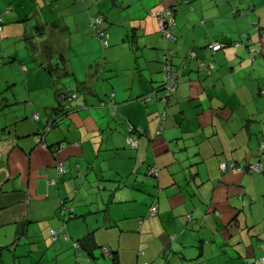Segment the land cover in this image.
<instances>
[{
    "label": "crops",
    "instance_id": "1",
    "mask_svg": "<svg viewBox=\"0 0 264 264\" xmlns=\"http://www.w3.org/2000/svg\"><path fill=\"white\" fill-rule=\"evenodd\" d=\"M0 16V264H264V173L219 168L254 161L264 134V0H0ZM166 49L179 73L164 106ZM64 86L79 90L67 113ZM111 94L116 111L99 103Z\"/></svg>",
    "mask_w": 264,
    "mask_h": 264
},
{
    "label": "built area",
    "instance_id": "2",
    "mask_svg": "<svg viewBox=\"0 0 264 264\" xmlns=\"http://www.w3.org/2000/svg\"><path fill=\"white\" fill-rule=\"evenodd\" d=\"M154 16L157 18L158 21V29L159 32L162 36L163 39L168 40V41H174L175 40V36L173 34V27H174V14L173 11L169 8V7H162L160 10H156L154 13ZM103 21V16L102 15H97L95 17H92L91 20V25L93 27V29L95 30L97 36L100 39V42L103 46H107L108 45V34L102 29L98 27V24L100 22ZM2 18L0 16V30L2 29ZM237 45V43H236ZM209 47H211L213 50H218L222 47V44L219 42H211L209 44ZM170 56H171V50L166 49L165 53L163 55V67H162V73H163V85H162V94H161V101L162 102H166L167 98L174 93L175 89H176V85H177V80H178V69L172 64L171 60H170ZM189 57H193L194 53L193 52H189L188 53ZM203 65V63H201ZM113 94H111L112 97ZM75 96H77L76 92L73 91H68L66 94H63L60 96V100L61 103L63 104V106L65 108H70L71 107V101L73 99H75ZM101 105H105L107 104L108 107H112L114 108L113 110L116 111L115 108V104L110 101V102H100ZM35 119L39 118V114L36 112L33 114ZM162 117V116H161ZM162 128V119L159 123L158 126V131L160 132ZM49 129V127H45V129L41 130L38 135H37V140L42 144L45 145L44 143V133ZM134 130L135 128L132 125L128 126V134L126 135V143L131 147V148H136L138 145V139L137 137L134 135ZM261 147L264 148V142L261 143ZM261 163H257L251 166L252 169L258 170L259 169V165ZM233 166L232 162H226V161H222L220 162V167L222 169H226L227 167H231ZM57 167V172L59 174L65 172V168L63 166L62 163H58L56 165ZM149 173L150 174H157V169L155 167H151L149 169ZM68 211L67 207L62 205L61 206V210L60 212L62 214H66V212ZM149 215H153L156 213V206H151L148 210ZM70 216H72V213L70 212L69 214ZM189 217V216H188ZM141 222V220H140ZM60 233H62V236L64 239H68V235L67 233L64 231V225L61 227V229L59 230ZM50 235L53 239H56L58 237V231L51 228L50 229ZM73 247L75 249V252L79 253L80 252V245L78 241H74L73 242ZM103 250V254L104 255H110L111 254V249L109 248V246L105 245L102 247ZM86 261H88V258L85 259ZM143 264H149L148 262H145Z\"/></svg>",
    "mask_w": 264,
    "mask_h": 264
},
{
    "label": "trees",
    "instance_id": "3",
    "mask_svg": "<svg viewBox=\"0 0 264 264\" xmlns=\"http://www.w3.org/2000/svg\"><path fill=\"white\" fill-rule=\"evenodd\" d=\"M173 12H174V10H173V8H171V7H169ZM2 18V17H1ZM2 24H3V21H2ZM253 26H254V28H255V30L256 31H258V32H261V34H263L264 35V27H262L258 22H254L253 23ZM107 34H108V36H109V33L105 30V29H103ZM246 41L247 42H251V39H246ZM108 42H109V37H108ZM213 42V41H212ZM216 42V41H215ZM211 43V42H210ZM209 43V44H210ZM236 43H237V45H239L240 43L239 42H234V46H237L236 45ZM209 44H208V47H209ZM222 47H223V45H222ZM221 47V48H222ZM212 51H216V50H213L211 47H209ZM220 48V49H221ZM220 49H218V50H220ZM190 52V51H189ZM188 52V53H189ZM191 52H193L194 53V51H192L191 50ZM188 53H187V57H189L188 56ZM195 57V53H194V56L193 57H189V58H194ZM198 63H199V66L201 67V68H203V69H205L206 70V72L209 74V73H211V70H212V64L211 63H207V62H205V61H203V60H199L198 61ZM201 63H203V65L201 64ZM178 73H179V71H178ZM177 85H178V80H177ZM177 85H176V89H175V91H174V93L173 94H171L168 98H167V100H166V102H162L161 101V95L159 96V98H158V100L162 103V104H164V106L165 105H167L168 103H169V100H170V98L175 94V92H176V90H177ZM68 91H73V92H76V94H77V96H75V99L78 97V95H79V90H77V89H74V88H71V87H67V86H64V87H61L59 90H58V93H57V98H58V108H61L62 110H63V112L64 113H67V112H69V111H71V109H72V103H73V101H75V99H73L72 101H71V107L70 108H65L64 106H63V104L61 103V100H60V96L61 95H63V94H66ZM264 91L263 90H261V93H263ZM161 94H162V89H161ZM147 97L148 96H144V98L145 99H147ZM101 101H103V102H110V101H112L113 102V95H112V97L111 96H109L108 98H107V100H100L99 101V103L101 102ZM164 112L165 111H163V113H162V116H163V114H164ZM34 116V115H33ZM160 121H161V118H160ZM160 123V122H159ZM161 130H162V128H161ZM161 130H160V132H161ZM158 131V130H157ZM134 132H135V130H134ZM160 132H157V134H159ZM138 139V138H137ZM264 142V134H263V136H262V138H261V140L259 141V143H258V145H257V147H256V149H255V151H254V154H255V160L254 161H250V160H244V162H242V163H239V162H236V161H226V162H232L233 163V166H231V167H227L226 169H222L221 167H220V163H219V168H220V170L221 171H223V172H225V171H227V170H235V171H240V172H247V173H249V174H252V173H264V148H262L261 147V143H263ZM130 147V146H129ZM257 163H261L260 165H259V169L258 170H255V169H252L251 168V166L252 165H254V164H257ZM151 167H154V166H151ZM151 167H149L148 168V170H147V173H148V175L149 176H153V177H157V175H158V168L157 167H155L156 169H157V174H150L149 173V169L151 168ZM151 206H156V213L155 214H153V215H149V213L147 212L146 213V215H145V217H154V216H156L157 215V213H158V205H157V203H155V202H153L152 204H151ZM150 206V207H151ZM149 207V208H150ZM214 212L216 213V214H220L221 212H220V210H214ZM189 216V217H188ZM190 218H191V215L189 214V215H187V220H190ZM79 242V241H78ZM79 244H80V247H82L81 246V243L79 242ZM105 246V245H104ZM108 246V245H107ZM103 247V246H102ZM110 248V247H109ZM111 249V248H110ZM112 252V251H111ZM264 252V251H263ZM141 253H142V251H141ZM262 259H264V256L262 257ZM113 260H114V262L115 263H117V259L116 258H113ZM143 263H145V262H143ZM143 263H141V264H143ZM149 263V262H148ZM150 264V263H149Z\"/></svg>",
    "mask_w": 264,
    "mask_h": 264
},
{
    "label": "rangeland",
    "instance_id": "4",
    "mask_svg": "<svg viewBox=\"0 0 264 264\" xmlns=\"http://www.w3.org/2000/svg\"><path fill=\"white\" fill-rule=\"evenodd\" d=\"M98 258H100L101 260L99 261V263H102V261L104 260V259H106V260H109L110 258L109 257H106V258H103V257H98Z\"/></svg>",
    "mask_w": 264,
    "mask_h": 264
},
{
    "label": "clouds",
    "instance_id": "5",
    "mask_svg": "<svg viewBox=\"0 0 264 264\" xmlns=\"http://www.w3.org/2000/svg\"><path fill=\"white\" fill-rule=\"evenodd\" d=\"M74 242V241H73ZM80 245V244H79ZM74 248V247H73ZM75 250V249H74ZM80 250H81V247H80ZM112 255V252H111V254L110 255H108V256H111ZM105 256H107V255H105ZM88 258V257H87ZM88 261H89V258H88Z\"/></svg>",
    "mask_w": 264,
    "mask_h": 264
}]
</instances>
